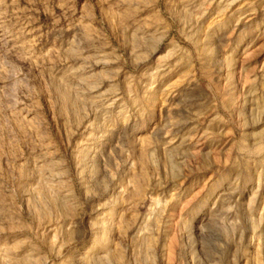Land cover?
I'll return each mask as SVG.
<instances>
[{
  "label": "rangeland",
  "instance_id": "obj_1",
  "mask_svg": "<svg viewBox=\"0 0 264 264\" xmlns=\"http://www.w3.org/2000/svg\"><path fill=\"white\" fill-rule=\"evenodd\" d=\"M0 264H264V0H0Z\"/></svg>",
  "mask_w": 264,
  "mask_h": 264
}]
</instances>
